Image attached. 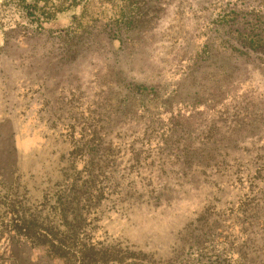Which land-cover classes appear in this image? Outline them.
<instances>
[{"label":"rangeland","instance_id":"obj_1","mask_svg":"<svg viewBox=\"0 0 264 264\" xmlns=\"http://www.w3.org/2000/svg\"><path fill=\"white\" fill-rule=\"evenodd\" d=\"M34 1L55 16L19 56ZM11 127L33 143L0 173V264H78L71 219L86 264H264V0H0L4 164ZM238 206L230 255L204 212Z\"/></svg>","mask_w":264,"mask_h":264},{"label":"trees","instance_id":"obj_2","mask_svg":"<svg viewBox=\"0 0 264 264\" xmlns=\"http://www.w3.org/2000/svg\"><path fill=\"white\" fill-rule=\"evenodd\" d=\"M41 1V0H38ZM45 1L47 3V0H42ZM80 0H71V3L73 4L74 2H78ZM72 6V5H71ZM70 7V6H68ZM5 7H3L4 9ZM23 9L26 10V19H28L29 24L23 26L22 24L19 23H14V25H12L11 27L7 28V29H3L4 31V45H5V49L9 48V46H11L12 48H14V51L20 52L19 56H26V55H32V52L29 50L30 48V42L33 41L34 39H39L41 37H43L42 35V23L44 22H48L49 20H51L55 15L50 12V10H44L42 11V13H37L36 9L37 7L35 6V1H34V5L32 4H24L22 6ZM58 8V6H51V11H56ZM31 10V11H29ZM64 11V10H61ZM60 11V12H61ZM123 24H128L131 25L132 21L129 20V22H124ZM91 27V26H89ZM110 31V30H109ZM117 33V31H114V33ZM14 34L15 36H9L10 34ZM67 33V32H66ZM73 35L75 36V39L78 38L77 33H75V31H73ZM73 39V38H72ZM122 43V40H121ZM18 56V57H19ZM18 59H21L18 58ZM24 59V58H23ZM44 74L49 75L47 72H43ZM51 76V75H49ZM52 83L54 85H58V80L55 77H51ZM48 88L52 89V94L53 96V100L59 101L61 102L62 100L66 99V95H67V91L66 90H61L60 88L56 89V87H52L51 85L48 86ZM37 94V92H36ZM35 96V95H34ZM41 97V96H40ZM36 100V98H34V101ZM33 101V99H31V102ZM39 102H48V100H42V98H37V103ZM51 107V105H50ZM54 107H58V104H54ZM3 127V126H2ZM10 143L11 146H9V151H11L12 153V157L10 158V160L4 164V157L2 156V152L4 149V146L2 145V143L0 142V173L2 171L8 170L10 167L15 166V162L17 159V155L19 152H22L24 150H26L28 147H30V145L33 143V139H29L27 137H15L13 135V129L12 127L10 128ZM20 139H22V141L20 142ZM4 139L0 138V141H2ZM230 211V212H229ZM225 212H229L228 216L226 217V213ZM242 210H241V206H238L237 208H231L229 210V208L225 209V211H216L215 208L210 207L205 209L204 212V217L206 218L205 220L208 221V223L210 225H208V227H206V231L209 230V232L211 233L212 237H210V242L213 243H217V242H221L222 246L224 247L223 250H228L227 253L233 254V250H234V244H232V241H228V237L229 235H227V228L225 226V219L229 217H234L239 213L242 214ZM242 216V215H241ZM208 219V220H207ZM86 220L87 218H82L78 216L76 223L78 225H80V227H84L82 226V223L86 224ZM232 219H230L231 221ZM18 221V223H20V221L24 222L23 220H16V222ZM27 221V223H25ZM24 223H22L24 226L27 227V229L22 228L24 231H27L31 228H34V230L36 229L40 234L51 238V236L53 235V233L48 229V228H41L39 226H37L33 221L31 222V220H26ZM227 221V220H226ZM233 221V220H232ZM71 222H74L72 219L70 220V222H68L67 226L68 229L65 233H63L64 235H66V238L63 239L62 237L60 239H58V241H56V244H58L60 247H62L63 249L66 250H73V248L75 247H79L80 250L78 251V254L81 255V259L79 258L78 260V264H86L85 263V254L84 251L86 249H92L93 252H95L96 250L94 249L93 246H91L88 243H83L84 241L79 239V236L81 235L79 232H77V234L74 232V229L76 226L71 224ZM29 225V226H28ZM229 225V224H228ZM37 226V227H36ZM64 226V225H63ZM86 226V225H85ZM224 227V228H223ZM21 229V230H22ZM20 230V229H18ZM79 230V229H78ZM232 233V230H231ZM241 232H239L240 234ZM226 234V235H224ZM92 253V252H91ZM94 255V254H93ZM108 257V256H107ZM106 257V258H107ZM94 262L93 264H121V259L117 260H113V259H106L100 262H97V259L94 258L93 259Z\"/></svg>","mask_w":264,"mask_h":264},{"label":"crops","instance_id":"obj_3","mask_svg":"<svg viewBox=\"0 0 264 264\" xmlns=\"http://www.w3.org/2000/svg\"><path fill=\"white\" fill-rule=\"evenodd\" d=\"M2 61V60H1ZM15 64H16V60H14L13 61V65L15 66ZM24 70V69H23ZM22 69H21V71H23ZM17 72H19V71H17ZM24 72H26L28 75H30V76H35V75H37V74H40L39 72H36V70H35V68L34 69H32V70H29V68H27ZM21 75V74H20ZM32 94L33 95H36V92H32ZM18 137L19 138H22L23 137V135L22 134H20V135H18ZM23 139V138H22ZM22 139H20V142L22 141ZM30 139V138H29ZM24 140V139H23ZM242 215V216H241ZM239 216L240 217H245L246 216V214L243 212L242 214L241 213H239ZM243 219H245V218H243Z\"/></svg>","mask_w":264,"mask_h":264}]
</instances>
